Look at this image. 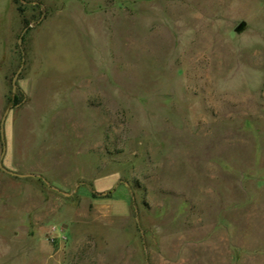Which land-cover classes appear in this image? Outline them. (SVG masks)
<instances>
[{
	"label": "rangeland",
	"instance_id": "1",
	"mask_svg": "<svg viewBox=\"0 0 264 264\" xmlns=\"http://www.w3.org/2000/svg\"><path fill=\"white\" fill-rule=\"evenodd\" d=\"M8 108L0 264H264V0H0Z\"/></svg>",
	"mask_w": 264,
	"mask_h": 264
},
{
	"label": "water",
	"instance_id": "2",
	"mask_svg": "<svg viewBox=\"0 0 264 264\" xmlns=\"http://www.w3.org/2000/svg\"><path fill=\"white\" fill-rule=\"evenodd\" d=\"M245 26V22L242 21L240 22V24L236 27V30L237 31H241ZM27 30V28L24 29L23 33ZM23 51V50H22ZM24 62H25V56H23V62L20 66V68L18 69V71L15 73L14 77H13V90L15 91L18 84H17V80L19 78V75L23 69V66H24ZM9 108L6 110V112L4 113L3 117H2V120H1V135H2V139H3V142H4V145H3V152L1 154V158H0V167L3 168L4 170L6 171H11V170H8L5 166H4V163H3V159H4V156L6 154V150H7V145H6V139H5V122H6V118H7V114L9 112Z\"/></svg>",
	"mask_w": 264,
	"mask_h": 264
}]
</instances>
